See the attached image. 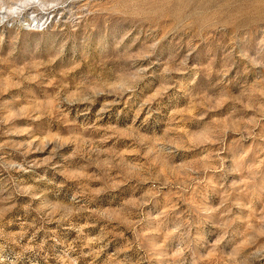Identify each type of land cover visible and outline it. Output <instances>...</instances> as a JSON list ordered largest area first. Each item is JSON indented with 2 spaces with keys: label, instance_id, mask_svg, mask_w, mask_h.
<instances>
[{
  "label": "rangeland",
  "instance_id": "1",
  "mask_svg": "<svg viewBox=\"0 0 264 264\" xmlns=\"http://www.w3.org/2000/svg\"><path fill=\"white\" fill-rule=\"evenodd\" d=\"M0 264H264V0H0Z\"/></svg>",
  "mask_w": 264,
  "mask_h": 264
}]
</instances>
